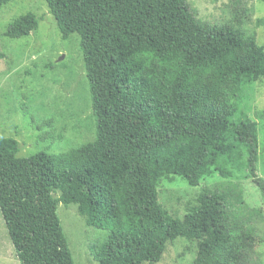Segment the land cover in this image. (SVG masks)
Here are the masks:
<instances>
[{"label":"trees","instance_id":"trees-1","mask_svg":"<svg viewBox=\"0 0 264 264\" xmlns=\"http://www.w3.org/2000/svg\"><path fill=\"white\" fill-rule=\"evenodd\" d=\"M13 1L0 0V9ZM44 2L61 39L80 38L96 137L65 153L37 152L21 166L47 192L59 193L55 206L75 205L88 227L109 231L95 247L96 263L157 264L168 244L183 238L194 244V264H264L251 225L256 213L245 214L225 193L203 190L180 219L162 207L157 189L172 177L198 187L226 152L215 141L235 131L264 196L257 123L233 122L246 88L264 82V48L256 37L200 22L188 0ZM42 21L28 13L4 36L27 38ZM20 153L17 140L0 138V166ZM31 234L27 246L12 231L23 264H74L56 217L48 230ZM53 238L56 244H48Z\"/></svg>","mask_w":264,"mask_h":264},{"label":"rangeland","instance_id":"rangeland-1","mask_svg":"<svg viewBox=\"0 0 264 264\" xmlns=\"http://www.w3.org/2000/svg\"><path fill=\"white\" fill-rule=\"evenodd\" d=\"M198 20L208 25H233L254 35L264 48V2L260 0H188ZM28 13L43 18L29 37L10 40L7 26ZM250 119L257 123L259 160L257 175L264 180V82L249 85L233 122ZM96 137L89 82L83 66L80 38L63 41L44 0H15L0 9V138L20 143L17 161L0 166V264H23L13 239L22 237L27 246L36 229H49L55 217L74 264H97L95 247L109 231L88 227L75 205H54L59 193H49L38 175L22 171V160L37 152L51 155L68 152ZM215 144L226 152L202 178L190 187L180 177L162 179L158 198L162 207L184 217L197 203L203 190L225 193L252 216L251 225L261 239L259 251L264 262V196L248 171L247 154L238 134L231 131ZM215 150L212 148V151ZM9 222L12 225L10 229ZM247 217H244L246 220ZM51 233V232H50ZM53 236V234H52ZM56 238L48 244H56ZM46 246H48L46 244ZM45 252V247L41 252ZM39 252V253H41ZM194 244L183 238L168 244L157 264H194ZM148 264V263H147Z\"/></svg>","mask_w":264,"mask_h":264}]
</instances>
